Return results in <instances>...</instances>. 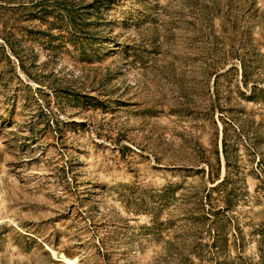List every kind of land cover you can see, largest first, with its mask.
Returning a JSON list of instances; mask_svg holds the SVG:
<instances>
[{
	"label": "rangeland",
	"instance_id": "obj_1",
	"mask_svg": "<svg viewBox=\"0 0 264 264\" xmlns=\"http://www.w3.org/2000/svg\"><path fill=\"white\" fill-rule=\"evenodd\" d=\"M253 91L264 0H0V264H264Z\"/></svg>",
	"mask_w": 264,
	"mask_h": 264
},
{
	"label": "trees",
	"instance_id": "obj_2",
	"mask_svg": "<svg viewBox=\"0 0 264 264\" xmlns=\"http://www.w3.org/2000/svg\"><path fill=\"white\" fill-rule=\"evenodd\" d=\"M244 77L247 79V75H246L245 71H244ZM257 93H260L261 95H264V91H253L254 95H257ZM223 125H224V131H223V135L224 136H223V140H222V147H223L224 159L226 161L227 174H226V177L224 178V180L219 185H217L216 187L213 188V190H212L213 192L218 190V189H220L221 187H224L226 185V183H229V181L233 180V175H231V172H230L231 165H230V161H229V158H228V147L229 146H228V143H227V133L229 132V130L226 128L227 125L232 127L233 126V122L231 123V121H230L229 123H223ZM210 169H211V174H212L213 167H211V165H210ZM210 193H211V190L207 194V199H209L211 197ZM230 207H231V205H227L225 207V210H229ZM203 220L204 221H210V219L206 215L203 217ZM211 223L215 224L213 221H211ZM214 242H216L215 238H214Z\"/></svg>",
	"mask_w": 264,
	"mask_h": 264
},
{
	"label": "bare ground",
	"instance_id": "obj_3",
	"mask_svg": "<svg viewBox=\"0 0 264 264\" xmlns=\"http://www.w3.org/2000/svg\"><path fill=\"white\" fill-rule=\"evenodd\" d=\"M119 20V19H118Z\"/></svg>",
	"mask_w": 264,
	"mask_h": 264
}]
</instances>
